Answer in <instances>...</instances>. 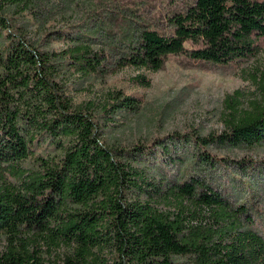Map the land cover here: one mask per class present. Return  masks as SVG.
Instances as JSON below:
<instances>
[{"label": "trees", "instance_id": "1", "mask_svg": "<svg viewBox=\"0 0 264 264\" xmlns=\"http://www.w3.org/2000/svg\"><path fill=\"white\" fill-rule=\"evenodd\" d=\"M34 1L0 0V264H46L41 238L47 249H71L47 264H179L183 257L264 264V213L246 214L241 229L221 193L195 174L202 165L229 173L250 167L217 150L264 143V66L253 77L255 97L245 105L240 91L226 97L220 132H173L119 147L106 144L103 133L118 113H136L143 96L118 90L75 106L67 87L75 74L126 66L156 72L173 56L241 69L264 50V0H191L168 15L170 33L129 32L127 25L120 35L128 44H112L109 53L78 36L58 51L40 48L4 13ZM131 81L150 85L142 73ZM30 158L38 168L23 165ZM163 163L179 165V176L165 175ZM185 201L193 210L208 207L218 226L189 224ZM161 203L176 211L158 210Z\"/></svg>", "mask_w": 264, "mask_h": 264}, {"label": "rangeland", "instance_id": "2", "mask_svg": "<svg viewBox=\"0 0 264 264\" xmlns=\"http://www.w3.org/2000/svg\"><path fill=\"white\" fill-rule=\"evenodd\" d=\"M189 2L191 0H35L27 5L7 6L4 13L15 28L40 44V48L58 51L65 48L70 36H78L94 51L109 53L113 51L112 44L123 48L128 44L120 35L127 25L129 32L150 28L170 33L172 27L168 15ZM111 29L115 30V35H111ZM263 66L264 50L241 69L173 56L156 72L126 66L114 72L87 76L75 74L67 80V87L75 106H84L88 101L103 102L110 93L118 90L143 96L142 106L136 113H118L114 125L103 133L106 144L119 147L149 142L173 132L195 131L200 135L220 132L224 128L226 97L240 91L243 105L255 97L258 92L253 77L259 75ZM140 73L149 78L150 85L146 88L131 81ZM217 152L237 160L245 158L250 167L242 173L238 170L229 173L217 164L214 167L202 165L203 168L196 167L195 174L204 184L221 193L231 207L230 219L240 223L243 229L247 224L246 214L257 216L264 213V143ZM23 165L38 168L34 158L27 159ZM163 165L169 178L179 176V165ZM7 179L13 181L11 175H7ZM185 204L193 211L187 216L191 221L189 224L204 228L218 226L217 217L208 207L193 210L189 201ZM156 208L163 212L176 211L173 205L164 203L157 204ZM38 244L46 264L71 251L67 245L47 249L44 238L39 239ZM4 247L5 241L0 238V252ZM179 261V264H193L194 259L183 257Z\"/></svg>", "mask_w": 264, "mask_h": 264}]
</instances>
